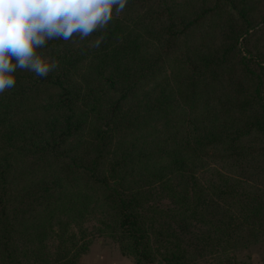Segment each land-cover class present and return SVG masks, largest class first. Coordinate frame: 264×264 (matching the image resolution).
Returning <instances> with one entry per match:
<instances>
[{
    "label": "trees",
    "instance_id": "1",
    "mask_svg": "<svg viewBox=\"0 0 264 264\" xmlns=\"http://www.w3.org/2000/svg\"><path fill=\"white\" fill-rule=\"evenodd\" d=\"M184 3L128 0L105 30L39 50L59 62L46 78L13 73L0 94V264H78L101 235L136 264H221L264 245V52L235 63L252 79L233 87L240 100L212 101L206 79L247 31L188 45L168 70L215 12Z\"/></svg>",
    "mask_w": 264,
    "mask_h": 264
},
{
    "label": "rangeland",
    "instance_id": "2",
    "mask_svg": "<svg viewBox=\"0 0 264 264\" xmlns=\"http://www.w3.org/2000/svg\"><path fill=\"white\" fill-rule=\"evenodd\" d=\"M184 4L181 7L184 10L191 8L203 7L211 8L215 6V12L207 17L205 16L194 28L193 32L182 40L175 53L167 57L165 61L168 70L181 68L179 63L182 53L188 45L204 46L205 48H217L224 44H232L235 36H243L246 30V40L237 41L235 47L240 50L233 49L229 53L230 62L225 66H214V68H223L209 76L206 80H210L206 86L210 93L207 97L216 102L217 99L226 100L234 104L241 99V95L236 98L231 97L233 87L236 85L248 88L252 84V79L248 80L242 67L235 63L239 60L240 54L243 52H251L254 55L262 56L264 52V0H181ZM242 8L244 15L236 13L235 9ZM229 24L228 33L224 36L218 34V29L223 23ZM241 44V45H239ZM233 47V46H232ZM198 50V49H196ZM212 57L215 55L213 51ZM202 55V51L197 53L188 52V56L192 60L194 68H199L198 57ZM216 62V61H214ZM174 85V83H171ZM116 95L109 96V100ZM186 115V113H184ZM111 115L103 118L98 126L103 123L102 128L111 126ZM106 124V126H105ZM86 226H90L91 221H86ZM136 264L133 257L129 254L121 252L120 245L110 236H96L88 246V249L79 259L78 264ZM161 264L160 262H158ZM197 264H209L207 261H199ZM221 264H264V245L263 243L252 244L248 247L241 248L232 254L229 262L223 261Z\"/></svg>",
    "mask_w": 264,
    "mask_h": 264
},
{
    "label": "clouds",
    "instance_id": "3",
    "mask_svg": "<svg viewBox=\"0 0 264 264\" xmlns=\"http://www.w3.org/2000/svg\"><path fill=\"white\" fill-rule=\"evenodd\" d=\"M128 0H0V94L15 86L13 73L46 78L58 67L41 51L53 40L84 41L106 29ZM103 37L95 41L98 47ZM15 60V63L12 61Z\"/></svg>",
    "mask_w": 264,
    "mask_h": 264
},
{
    "label": "crops",
    "instance_id": "4",
    "mask_svg": "<svg viewBox=\"0 0 264 264\" xmlns=\"http://www.w3.org/2000/svg\"><path fill=\"white\" fill-rule=\"evenodd\" d=\"M121 262V264H124V260L123 261H120Z\"/></svg>",
    "mask_w": 264,
    "mask_h": 264
}]
</instances>
